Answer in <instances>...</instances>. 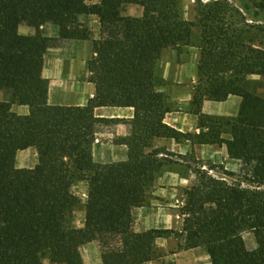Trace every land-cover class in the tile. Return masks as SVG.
<instances>
[{
  "label": "trees",
  "instance_id": "obj_1",
  "mask_svg": "<svg viewBox=\"0 0 264 264\" xmlns=\"http://www.w3.org/2000/svg\"><path fill=\"white\" fill-rule=\"evenodd\" d=\"M183 1L0 0V91L8 95L0 101V264H85L81 249L95 241L104 264L164 263L156 241L174 232L133 227L134 209L174 162L171 152L154 147L158 138L226 144L246 170L247 185L196 169L198 180L185 190L181 208L179 249L205 248L212 264H264V45L255 43L263 29L228 0H195L197 18L188 20ZM254 1L264 8V0ZM130 5L143 15H126ZM91 16L101 32L89 62L96 95L89 106L50 105L43 68L55 39L43 27L57 26L60 39L86 40L92 33L82 19ZM23 24L34 34H21ZM189 45L199 50L195 134L165 122L171 108L157 75L165 50ZM230 96L242 98L236 116L202 113L206 100ZM15 104L28 106L29 114L14 112ZM99 107L134 108L132 133L121 139L128 160H95L98 126L121 121L98 117ZM28 148L37 150L39 162L20 168L18 152ZM82 182L85 202L73 190ZM81 207L85 217L76 226ZM247 233L256 248L248 247Z\"/></svg>",
  "mask_w": 264,
  "mask_h": 264
},
{
  "label": "crops",
  "instance_id": "obj_2",
  "mask_svg": "<svg viewBox=\"0 0 264 264\" xmlns=\"http://www.w3.org/2000/svg\"><path fill=\"white\" fill-rule=\"evenodd\" d=\"M125 14L140 17L143 15V8L130 5L126 8ZM82 20L92 33L90 39H60L57 26L49 24L43 27L47 35L55 39L54 44L46 53L43 68V76L49 80L46 101L50 105L89 106L96 95V85L90 80L92 73L89 70V62L95 55L94 40L101 37L100 20L96 16L84 17ZM34 32L35 30L26 24L20 27L21 34L29 35ZM197 74V70L195 73L188 74L187 65L184 63L176 67L168 63L165 67L163 66L161 72L157 73L158 77L162 78L160 89L166 93L171 108V111L166 115L165 122L185 133L200 132L198 116L191 111L194 86L184 85L188 79L190 82H196ZM7 99V93L0 91V101ZM241 103L242 98L239 96H230L223 102L206 100L202 113L211 116L233 117L239 113ZM13 111L26 116L30 109L28 106L15 104ZM95 114L102 118L121 120L98 126L94 143L95 160L100 163L128 160L129 146L121 139L132 133L133 127L130 121L135 115L134 108L99 107L96 108ZM154 147L166 149L175 155L177 159L173 155L170 156L174 160L172 164L180 167L205 168L209 160L230 159L226 144H222V146L200 145L190 140L178 142L174 139L158 138L154 142ZM17 160L18 167L33 168L38 164L39 156L36 149L28 148L18 152ZM191 180L177 171L160 174L154 184V190L147 196L145 205L134 209L133 227L136 232L150 230L174 232L169 236L158 238L156 241V246L159 252L164 255V259L172 258L174 264H212L205 248L179 249V244L182 241L179 235L184 227L181 208L185 200L181 204L177 202L179 196L185 197V190L192 186ZM81 184L85 191L83 195L87 196V183L82 182ZM94 246L95 242H92L81 249L84 263L104 264V259ZM45 264L52 263L48 260Z\"/></svg>",
  "mask_w": 264,
  "mask_h": 264
},
{
  "label": "rangeland",
  "instance_id": "obj_3",
  "mask_svg": "<svg viewBox=\"0 0 264 264\" xmlns=\"http://www.w3.org/2000/svg\"><path fill=\"white\" fill-rule=\"evenodd\" d=\"M209 1V0H205ZM230 3L233 5L239 7L242 9L248 18V21L252 23V25H261L263 32L260 34L256 35L255 37V43L256 44H263L264 45V8L261 7V4L259 1H254V0H228ZM196 5L197 2L195 0H184L183 1V15L186 19L188 20H195L197 18V10H196ZM198 34V31L195 32ZM198 50L197 47L194 45H189V46H182L180 48H171L168 49L164 55L161 57V59L158 61L157 64V73L158 71L161 72L163 69V66L165 67L166 64L170 63L171 66L176 67L182 63L187 65V73L192 74L195 73L196 70L198 71ZM159 79L162 80L161 76H159ZM189 80V79H188ZM186 80L185 84L186 86H195L198 80V74L196 77V82H190ZM179 86V85H178ZM166 95V93H165ZM167 97V95H166ZM168 98V97H167ZM168 100V99H167ZM168 104L170 105V102L168 101ZM226 117V116H224ZM234 117V116H233ZM225 138L229 139L230 135L225 134ZM155 142V141H154ZM216 146H222L219 144H215ZM175 159L177 157L173 155ZM18 163V160H17ZM18 166V165H17ZM199 168L197 166H187V167H180L173 165L172 163L165 166L161 174H164L165 172L168 171H174V172H179L180 174L187 176L188 178L192 179L191 180V185L195 184L198 180V176L196 173V169ZM203 169H208L213 175L218 176V177H223L228 179L230 182H235V181H243L244 184H248L246 180V170L243 166V163L237 160L233 159H228V160H220V161H215V160H209L207 162V167H203ZM74 192L78 194L82 201L85 202L87 199V196H84L83 194L85 193L83 189V185L79 183L74 189ZM154 190V186L151 187L147 194H146V199L147 201V196L151 194V192ZM185 194V193H184ZM185 196V195H184ZM178 204H181L183 200H185V197H178ZM85 217V209L84 207H81L76 213H75V218H74V225L76 226H81L82 225V220ZM245 239L247 242V245L250 249H254L257 247L256 240L253 236L252 233H247L245 234ZM95 246L96 249L99 251L103 258V248L100 242L95 241ZM94 246V247H95ZM84 249V246L82 247ZM88 249V248H87ZM109 254V251H107ZM162 253V252H161ZM46 260L44 264L47 262ZM173 259L172 258H166L165 262L163 263L160 262H155L154 264H172Z\"/></svg>",
  "mask_w": 264,
  "mask_h": 264
},
{
  "label": "built area",
  "instance_id": "obj_4",
  "mask_svg": "<svg viewBox=\"0 0 264 264\" xmlns=\"http://www.w3.org/2000/svg\"><path fill=\"white\" fill-rule=\"evenodd\" d=\"M211 172H213V171H211Z\"/></svg>",
  "mask_w": 264,
  "mask_h": 264
}]
</instances>
